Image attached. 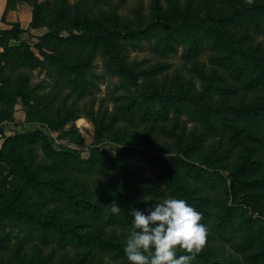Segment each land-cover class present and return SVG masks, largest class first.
Returning <instances> with one entry per match:
<instances>
[{"label":"rangeland","instance_id":"374dc122","mask_svg":"<svg viewBox=\"0 0 264 264\" xmlns=\"http://www.w3.org/2000/svg\"><path fill=\"white\" fill-rule=\"evenodd\" d=\"M7 10L0 151L25 160L43 185L0 157V207L11 206L0 218V264H130L124 243L132 225L111 210L121 165L139 209L171 195L174 181L197 210L230 204L229 174L246 161L258 164L246 177L264 179V124L242 114L262 101L264 88L246 87L250 64L239 59L233 67L220 42L198 30L200 20L221 28L264 64V0H10ZM178 17L193 22L195 37L176 29ZM86 23L111 40L110 51L64 41ZM141 87L193 94L198 105L182 95L144 105ZM50 146L79 156L58 158ZM132 149L205 170L214 162L209 169L220 177L177 168V179L164 181L160 165Z\"/></svg>","mask_w":264,"mask_h":264},{"label":"trees","instance_id":"16d2710c","mask_svg":"<svg viewBox=\"0 0 264 264\" xmlns=\"http://www.w3.org/2000/svg\"><path fill=\"white\" fill-rule=\"evenodd\" d=\"M230 3L235 6L236 3L230 1ZM10 0H8L7 9L9 8ZM4 21L6 18V14ZM204 20H200L198 24V30L204 32L208 31L211 33V38L217 44L220 42V45L224 51H228L229 57L231 58V64L233 67L237 64L238 60H245L250 64L249 76L247 82H245L246 87L248 88H264V64L260 61L258 56L253 57L249 53L245 52L240 46L234 44V42L226 37L225 32L219 27L206 26L201 24ZM179 26L177 30H187L190 36L195 37V34L188 31L189 27L193 25V22L189 21L188 17H178L177 24ZM190 23V24H188ZM77 33L74 35L63 38L66 42H80V43H89L92 45H105V49L111 50V40L108 41V37H105L108 42H105L104 33L90 24H85L84 27H81ZM4 30H0V47L3 46L1 41L2 37L5 34ZM106 35V34H105ZM9 36V35H7ZM10 37V36H9ZM11 49L7 50L10 51ZM4 52H0L1 56H4ZM6 55V54H5ZM262 60V59H261ZM236 72L240 75V68H235ZM142 103L147 105V102L152 100L161 99L165 103L172 102L175 103L177 100H181L185 97L188 102L192 105H198L195 95L189 93H181L173 95L172 92H158L152 87H141L139 88ZM0 94L2 90L0 88ZM146 100V101H145ZM140 101V100H139ZM211 108L206 106H201V110L210 111ZM220 113V119L225 122H229V117L225 115L223 110H216ZM243 115L251 118L253 121H258L264 124V98L262 101L249 106L248 108H243ZM247 133L251 138L252 135L247 131H242ZM260 140V139H259ZM129 151H134L140 155H144L151 163L155 165H160L161 176L160 178L164 181L168 178L171 180H176L177 176L174 173V169L184 168L187 172H193L197 176L209 175V176H218L220 174L209 168H214V162L210 164L208 169H203L197 167L195 164L190 161L180 157L172 155H158L152 152L142 151L138 149H132ZM50 153L58 158L64 160H70L71 157L79 156L76 151H57L52 146H50ZM0 157L3 159L9 160L13 166L21 172L27 182H30L35 185H43V182L37 180L33 173L29 170V167L25 163L26 161L15 156L11 151H0ZM120 161H118V165ZM255 165L257 163L244 162L237 168H235L230 174V185H229V194L232 199L230 204L225 206H218L216 210L210 206V202H207L208 209H200L199 211L202 215H205V221H201L207 225L208 237L206 238L205 244L203 247H207L204 252H198L195 254L194 258L191 260L190 264H234V263H245V264H264V202L261 200L262 190L264 188V179H253L247 178V175H251L256 171ZM120 173L121 178L115 186V195L116 203L121 207L119 213H113L115 218L120 214L127 221V223L132 225V216L130 214L131 208L129 197V182L127 180V168L125 165H121ZM239 184L242 188L239 187ZM170 188H172L171 195L182 197L181 194L185 192L186 188L182 187L181 183L174 181ZM210 200L211 198L208 197ZM199 201V198L197 197ZM198 207L201 205L197 202L195 204ZM10 203H6L5 206L0 207V218L9 213ZM204 206L202 205V208ZM218 210V211H217ZM207 211V212H206ZM3 215V216H2ZM44 226H51L52 228H58V225L55 222H41ZM230 248V249H229ZM218 251H222L223 255L219 254ZM183 251H179V254H183Z\"/></svg>","mask_w":264,"mask_h":264},{"label":"clouds","instance_id":"9594fccd","mask_svg":"<svg viewBox=\"0 0 264 264\" xmlns=\"http://www.w3.org/2000/svg\"><path fill=\"white\" fill-rule=\"evenodd\" d=\"M111 210L119 213L121 207L113 202ZM130 214L132 227L124 243L130 264H190L205 244L202 213L181 197L167 195L145 209L131 208Z\"/></svg>","mask_w":264,"mask_h":264},{"label":"crops","instance_id":"0c3cea01","mask_svg":"<svg viewBox=\"0 0 264 264\" xmlns=\"http://www.w3.org/2000/svg\"><path fill=\"white\" fill-rule=\"evenodd\" d=\"M7 4L8 0H0V30H5V28L3 27L7 24V22L4 21L5 13L7 10Z\"/></svg>","mask_w":264,"mask_h":264}]
</instances>
